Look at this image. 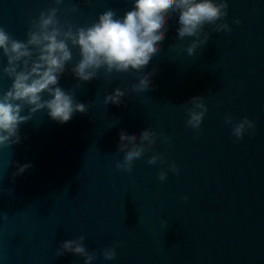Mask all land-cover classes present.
<instances>
[{
    "label": "water",
    "instance_id": "obj_1",
    "mask_svg": "<svg viewBox=\"0 0 264 264\" xmlns=\"http://www.w3.org/2000/svg\"><path fill=\"white\" fill-rule=\"evenodd\" d=\"M71 3L79 11L61 19L79 26L107 8L122 16L132 7V0H65L60 7ZM50 6L52 0H0V25L24 40L29 18ZM226 19L230 33H213L188 56L192 38L177 40L178 14L168 17L160 51L143 69H156L145 92L131 91L134 72H101L77 87L66 66L59 86L88 111L64 124L38 112L20 125L21 143L0 147V264H83L54 254L60 241L81 234L97 252L122 242L116 259L98 254L93 264H264V0H229ZM10 83L0 74V90ZM116 87L126 91L122 103L104 106V94ZM193 96L208 107L200 133L185 124L182 105ZM226 113L254 120L255 133L236 141ZM148 127L171 137L170 144L158 138L153 149L179 168L165 181L157 172L167 164L146 163L152 152L131 173L114 166L123 157L120 130L139 135ZM25 163L32 166L13 176Z\"/></svg>",
    "mask_w": 264,
    "mask_h": 264
},
{
    "label": "clouds",
    "instance_id": "obj_2",
    "mask_svg": "<svg viewBox=\"0 0 264 264\" xmlns=\"http://www.w3.org/2000/svg\"><path fill=\"white\" fill-rule=\"evenodd\" d=\"M63 4L65 0H52V6L30 17L24 40L14 39L0 25V58L6 60L0 66V74L11 80L6 90H0V147L9 148L21 143L20 125L32 120L38 112L46 111L50 119L64 124L75 113L88 111L89 105L76 101L73 91L59 86L60 76L70 63L68 70L77 78V87L79 82L99 78L101 72L105 77L134 72L137 78L130 88L132 92L140 93L151 87V76L156 69L147 73L143 69L160 51L159 43L165 39L168 17L178 14L177 40L192 38L184 46L188 56L203 47L213 33L232 31L226 19L229 0H132V7L122 16L107 8L85 26L66 18L62 20L61 13L67 17L69 13L79 11L77 3L61 8ZM251 11L254 13L256 9ZM232 23L238 25L241 20L233 17ZM73 48L78 50L79 57L74 63ZM125 95V90L116 87L111 93L104 94L103 105H120ZM182 106L187 116L186 126L196 133L202 132L201 124L208 111L204 97L193 96ZM224 123L230 126L236 141L242 140L245 133H255L256 123L247 116L236 121L232 114L226 113ZM158 138L163 144L171 143L170 136L150 127L139 135L121 129L117 152L123 153V157L115 161V168L131 173L134 162L146 152H152L147 164H167V171L160 169L157 172L158 180L165 181L168 171L178 173L175 162H169L164 153L153 151ZM31 166L30 163L19 165L13 176ZM167 226L168 222L161 220V227ZM85 239L81 234L60 241L54 250L55 256L70 253L83 258V264H93L98 254L107 261L116 259V249L122 246L121 241H116L97 252L86 247Z\"/></svg>",
    "mask_w": 264,
    "mask_h": 264
}]
</instances>
